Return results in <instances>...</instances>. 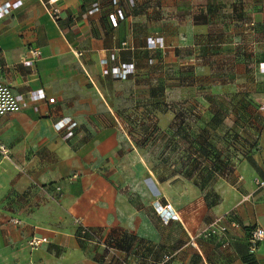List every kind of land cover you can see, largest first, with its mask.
Segmentation results:
<instances>
[{"label": "crops", "instance_id": "0c3cea01", "mask_svg": "<svg viewBox=\"0 0 264 264\" xmlns=\"http://www.w3.org/2000/svg\"><path fill=\"white\" fill-rule=\"evenodd\" d=\"M46 1L0 0V7H10L0 17V145L9 153L8 158L0 153V264H106L102 245L75 236L74 219L79 218L90 228L89 236L98 240L138 227L132 221L133 208L113 179L120 121L98 127L80 143L65 135L69 124L61 130L54 124L76 116L62 110V96L125 92L111 86L115 81H134L138 65L134 52L147 54L152 37L144 29L137 34L130 14L113 24L111 13H102L103 0L95 10L97 0H57V18L47 12ZM241 16L237 32L234 21L229 30L235 32L210 42L211 68L219 75L212 86L223 85L219 77L227 74V85L244 83L262 107L264 12L250 21ZM27 47L40 50L33 66L24 62ZM124 63H133L134 68L122 79L117 71ZM40 90L44 99L29 100L26 106L14 101L16 95ZM259 130L255 165L230 187L232 200L221 211L239 224L230 227L231 243L224 247L219 239L207 238L213 248L216 243L222 246L218 250L223 264H248L244 260L249 257L253 264H264V237L253 254L248 249V231L264 230V188L256 189L252 181L254 176L264 177V123ZM187 234L194 232L189 229ZM41 236L47 242L31 249L27 240ZM196 250L203 255L204 250Z\"/></svg>", "mask_w": 264, "mask_h": 264}, {"label": "rangeland", "instance_id": "374dc122", "mask_svg": "<svg viewBox=\"0 0 264 264\" xmlns=\"http://www.w3.org/2000/svg\"><path fill=\"white\" fill-rule=\"evenodd\" d=\"M94 2L100 9V0ZM103 2L102 13L114 14L118 21L133 15L137 34L150 31L152 38L147 54L134 52V81L111 86L125 92L66 95L60 101L63 111L76 115L65 135L79 143L100 126L117 120L121 125L113 179L138 227L101 240L88 237L97 246L114 245L113 253L125 264H164L165 252L172 264H223L222 246L213 248L210 238L199 233L218 216L232 217L221 211L232 200L230 187L255 165L264 104L258 106L244 83L227 85V74L219 77L223 85L212 86L219 75L211 68L210 42L235 32L229 30L234 21L237 32L240 14L250 21L264 12V0ZM47 12L54 18L48 7ZM164 200L181 221H162L157 206ZM189 229L194 235L187 234Z\"/></svg>", "mask_w": 264, "mask_h": 264}, {"label": "built area", "instance_id": "2783aa9c", "mask_svg": "<svg viewBox=\"0 0 264 264\" xmlns=\"http://www.w3.org/2000/svg\"><path fill=\"white\" fill-rule=\"evenodd\" d=\"M57 0H48L46 1L47 7L50 11V13L56 18L60 12L59 7L56 4ZM94 9H96L97 3L94 4ZM10 7L8 5H2L0 7V17L4 16V13L8 12V9ZM109 17L111 18V21L113 24H116L118 21V16L114 14H110ZM150 45V43L148 44ZM28 51V58L24 60V62L29 65L33 66L35 65L34 63L36 62V59L40 56V51L36 47H27ZM103 63L107 62L105 59H101ZM132 63H124L122 66L118 68L117 73L121 74L125 77V74H127L131 69H132ZM45 98V93H43L41 90L36 92H28L26 96L22 95H16L14 96V101L16 103H19L21 106H26L27 102L30 101H37L38 99H44ZM49 102H53L54 98L48 99ZM36 111L39 109L38 107L34 106L33 107ZM70 118H63L61 120H58L55 124L54 127L56 130H61L67 124L69 123ZM0 153H3L5 157H9V153L6 150V148L2 145H0ZM243 176L240 175L239 179H242ZM253 184L256 189H262L264 188V177H259V176H254L253 179ZM57 189H60L57 187ZM158 210V215L161 217L162 221L164 222H169L174 219H179L178 212L176 211V208L168 201L164 200L161 203L158 204L157 206ZM14 222H18V220H13ZM74 223L78 226L77 232L75 233V236L79 239L83 240H88L90 242H95L93 239L91 240L88 237V234L90 233V228L87 225H84L79 218L74 219ZM238 222L236 219H232V217L227 218L224 215L218 216V218L214 219L213 222L208 224L203 231H200V235L202 237H218L220 243L222 246H228L231 243V235L229 234L230 227L233 226H238ZM248 249L250 253H254L256 251V247L258 243L263 239L264 237V230L260 227H255L252 228L251 230L248 231ZM28 244L31 249H37L39 248L42 243L47 242L46 237H32L29 238ZM101 245L104 248V255H103V260L106 264H125V262L119 258V256H115L116 253H113L114 250V245L109 244V243H104L102 242ZM163 263L164 264H172V256L169 255V253H164L163 254ZM28 264H33L32 262H29Z\"/></svg>", "mask_w": 264, "mask_h": 264}, {"label": "trees", "instance_id": "16d2710c", "mask_svg": "<svg viewBox=\"0 0 264 264\" xmlns=\"http://www.w3.org/2000/svg\"><path fill=\"white\" fill-rule=\"evenodd\" d=\"M245 263H248V264H253V261H252V257H249V258H245Z\"/></svg>", "mask_w": 264, "mask_h": 264}]
</instances>
